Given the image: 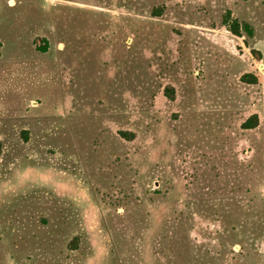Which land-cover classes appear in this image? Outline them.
<instances>
[{
    "label": "rangeland",
    "instance_id": "374dc122",
    "mask_svg": "<svg viewBox=\"0 0 264 264\" xmlns=\"http://www.w3.org/2000/svg\"><path fill=\"white\" fill-rule=\"evenodd\" d=\"M0 43V264H264V0H0Z\"/></svg>",
    "mask_w": 264,
    "mask_h": 264
},
{
    "label": "trees",
    "instance_id": "16d2710c",
    "mask_svg": "<svg viewBox=\"0 0 264 264\" xmlns=\"http://www.w3.org/2000/svg\"><path fill=\"white\" fill-rule=\"evenodd\" d=\"M158 13L159 12H157V14ZM226 22L228 23V26L231 32L235 35L242 36V29H244L249 36H252L253 34V28L248 23H240L236 19L232 20L230 23L228 22V20ZM0 46H1V43H0ZM42 48L46 49L47 45L43 46ZM241 80L247 83H256L258 81V78L256 75H253L252 73H245L244 75H242ZM165 92H166V95L170 99L174 98L172 87L166 88ZM258 124H259V116L255 113L242 123V127L244 129H253L257 127ZM120 133L124 137H127V138H132L134 135L132 132H129V131H120Z\"/></svg>",
    "mask_w": 264,
    "mask_h": 264
}]
</instances>
